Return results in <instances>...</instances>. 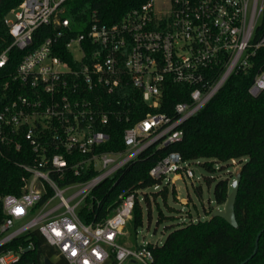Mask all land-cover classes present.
<instances>
[{
  "label": "built area",
  "instance_id": "obj_1",
  "mask_svg": "<svg viewBox=\"0 0 264 264\" xmlns=\"http://www.w3.org/2000/svg\"><path fill=\"white\" fill-rule=\"evenodd\" d=\"M65 1L22 0L3 20L12 41L0 52V69L10 48L23 54L0 85V148L26 159L20 192L1 198L0 264H39L23 256L31 241L8 246L33 231L68 264H151L148 243L120 241L138 190L104 222L86 223L80 212L92 207L102 181L143 150L181 140L185 121L250 66L264 47V34L251 42L264 0H146L111 24L93 12L81 32L64 16ZM41 26L52 31L36 37ZM169 82L184 86L187 98L166 113L156 109ZM248 92L264 95V68ZM138 96L150 110L123 130V149L103 150L111 120L130 121ZM186 164L172 151L148 173L192 179Z\"/></svg>",
  "mask_w": 264,
  "mask_h": 264
},
{
  "label": "trees",
  "instance_id": "obj_2",
  "mask_svg": "<svg viewBox=\"0 0 264 264\" xmlns=\"http://www.w3.org/2000/svg\"><path fill=\"white\" fill-rule=\"evenodd\" d=\"M22 0H0V52L12 41L4 17ZM146 0H66L64 16L74 32L85 31L94 12L100 22L111 24L121 20L130 9ZM51 26H41L35 36L48 34ZM264 34V13L255 27L252 43ZM23 51L10 48L7 64L0 69V85L13 72ZM245 71L232 74L211 100L183 124L181 140L163 147H148L118 172L102 181L92 192V207L81 210L86 223H101L110 216L130 193L158 185L161 180L152 178L149 169L168 153L178 152L183 162L205 159L201 165L214 170L213 162L236 160L240 181L234 202L237 226L233 227L220 216L210 215L203 220H193L172 228L161 244L148 243L154 260L151 264H264V95L252 96L248 88L255 75L264 68V47L256 49L249 58ZM187 89L169 82L163 92L161 105L156 110L170 113L173 104L185 100ZM5 100L0 98V106ZM139 98L133 106L130 121L110 122L109 141L103 150L123 149V130L144 117L149 111ZM26 156L13 148H0V222L4 214L1 198L6 194H18L24 174L20 164ZM223 166H220L222 168ZM234 178V175L232 179ZM231 179V180H232ZM210 182V179L207 178ZM231 183V182H230ZM229 182L226 177L214 185L213 197L217 204L227 201ZM147 201V196H144ZM161 213L157 223L161 220ZM148 220L150 213L148 210ZM127 227L135 232L142 225V209L138 196ZM260 233L256 252L255 238ZM32 243L33 250L24 253L36 263L56 257V250L45 243L43 237L33 231L12 241L8 246L16 248ZM133 244L132 246H138ZM51 264H68L61 256Z\"/></svg>",
  "mask_w": 264,
  "mask_h": 264
},
{
  "label": "rangeland",
  "instance_id": "obj_3",
  "mask_svg": "<svg viewBox=\"0 0 264 264\" xmlns=\"http://www.w3.org/2000/svg\"><path fill=\"white\" fill-rule=\"evenodd\" d=\"M159 1L161 0H157ZM204 160L199 159L186 164L193 170L192 179L187 178L180 171L176 175L169 174V179L161 180L158 185L139 189L136 197L138 196L142 209V225L138 226L135 232L125 225L122 228L120 241L130 245L132 243L161 244L172 228L189 221L203 220L212 215L214 210L224 209L226 202L220 205L214 201V185L218 179L226 177L231 188L230 182L239 169V164L236 160L224 163L213 162L214 170L210 171L201 165ZM148 210L150 220H148ZM159 213L161 220L157 223ZM41 258L43 260V257ZM56 260L57 257H53L50 261L54 263ZM123 264L131 263L126 261Z\"/></svg>",
  "mask_w": 264,
  "mask_h": 264
},
{
  "label": "water",
  "instance_id": "obj_4",
  "mask_svg": "<svg viewBox=\"0 0 264 264\" xmlns=\"http://www.w3.org/2000/svg\"><path fill=\"white\" fill-rule=\"evenodd\" d=\"M239 181H240V171L238 169L234 173V178L231 180V183H230L231 192L228 195L224 209H222V210L216 209L212 213V216H220L221 218H223L226 222H228L233 227L237 226V221H236V217H235V213H234V202H235V198H236V195L238 192ZM259 235H260V233H258L256 238H255V248L253 250V253L256 252ZM28 249L29 248L27 247L24 251H27ZM44 262H45V264H51L50 261H48L46 259Z\"/></svg>",
  "mask_w": 264,
  "mask_h": 264
}]
</instances>
